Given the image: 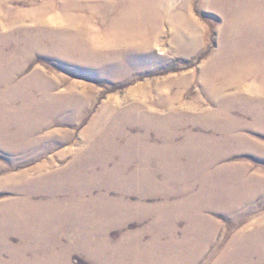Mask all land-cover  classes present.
<instances>
[{"label":"rangeland","instance_id":"1","mask_svg":"<svg viewBox=\"0 0 264 264\" xmlns=\"http://www.w3.org/2000/svg\"><path fill=\"white\" fill-rule=\"evenodd\" d=\"M0 1L3 56L22 47L16 42L33 50L30 39L43 35L55 39L44 30L54 31L63 23L62 0ZM101 2L105 0L89 3L96 8ZM200 2L192 0V15L219 21L213 10L197 7ZM37 12H42L38 16L42 24H37ZM77 13L84 14L86 27L94 31L87 35L90 39L107 36L112 15ZM208 33L205 46L191 57L174 53L161 37L152 53L162 59L126 80L102 79L93 69L42 55L52 48L62 51L58 37L41 44L43 49H34L22 73L10 82L4 83L0 65V90L6 89V95L10 87L24 91L15 94L16 105L42 97L34 91L35 70L56 94L55 106L39 128L31 132L17 120L10 130L16 140L0 142V171L17 162L7 171L15 182H0V214L19 205L30 213L34 206L33 213L40 218L30 232L25 225L19 232L0 224V264H264V129L253 127L252 114L238 106L228 113L242 123L238 129L207 124L208 115L200 114L217 108L206 100L200 85L202 66L219 47V35L214 30ZM99 45L96 41L94 49ZM182 75L187 77L186 90L180 87L182 96L172 100L177 88H165L163 83ZM253 80L243 88L248 90ZM76 82L80 85L70 91ZM143 86L153 93H140ZM232 92L227 89L226 97L218 101L237 98L227 96ZM246 99L250 106L264 107V98ZM101 112L114 115L101 123L105 128L96 121ZM145 116L170 120L159 129L157 123H145ZM2 129L0 136L6 134ZM229 134L240 139H226ZM96 143L109 153L96 159Z\"/></svg>","mask_w":264,"mask_h":264},{"label":"bare ground","instance_id":"2","mask_svg":"<svg viewBox=\"0 0 264 264\" xmlns=\"http://www.w3.org/2000/svg\"><path fill=\"white\" fill-rule=\"evenodd\" d=\"M90 1L91 0H85L86 3L84 4L83 0H62V6L60 7L61 9H64L63 14H65L62 19L63 23L61 24V26L56 27L54 31H51V29L44 30L47 33L46 35L55 34V39H57L58 37L59 41L57 40V42L61 44L62 51L58 52L53 50V48L48 50V48V51L44 52L42 55L47 57H53L54 59L55 57H57L68 64H74L93 69L98 73L99 77L102 79L110 78L126 80L130 78V76L133 77V75L139 76L144 70H146V65L151 64L153 62H158L160 61V59H162V57H157L152 53V49H154L153 46L159 41L161 37H165V39L161 41L164 44L168 45V48H171L174 53L189 57L190 55L197 53L199 50H201V48L205 46L207 36H209L208 30H214L219 35V39H217L219 42V47L215 54L211 55L209 58L207 57L208 59L206 58L207 60L203 64L204 66H202V72H200L202 73V83L200 85L201 93L205 96L206 100H208L210 103L215 102L217 108L211 111H208L207 109L205 111H202L201 109L202 113L200 112V114H204V117L208 115L207 124L215 126L218 125L226 129H238L239 127L243 126L242 123L232 119L228 115L232 108L238 106L239 109L249 111L252 114L254 121L251 123V125L253 127H256V129H264V107H258L257 105L250 106L249 104L245 103L247 100L246 97L258 99L261 102H263L262 98H264V0H201V2L196 5L199 8H205L216 12L217 16L220 17L219 21H213L209 18H204V20H202L201 18L197 19L196 17H194L192 15V0H182L180 4L179 2H177V0H105V2H101L102 5L97 6L96 8L94 4L92 5L89 3ZM45 10L46 9H42V11L44 12ZM79 11H89L92 15L96 14L97 12V15L98 13H100L103 17H105L106 15H112L110 27L107 30V36H95V39L93 37L92 39H90L87 35L91 32L94 33V31H91V29H88L86 27L87 18L84 16V14L79 15L77 13ZM75 12L77 14H75ZM41 13L42 12L36 13L37 17L35 18L39 19L37 21V24L43 23L42 16L38 17L39 15H41ZM75 15H77V17ZM206 25L211 26L212 29H207ZM51 28L54 27L51 26ZM44 29H47V27H45ZM19 30L20 29H18V31ZM86 36L90 40H88ZM51 39L55 40L52 36L49 37L44 35L41 39L38 38L37 41H35V39H30L28 42V46H32L33 50L24 49V44L22 41H20L16 42L15 44L19 47L22 46L18 51L9 54L6 53L7 55L5 56H3L2 52L0 51L2 55L0 56V65L4 66V83L8 81L10 82L11 79L13 80L14 77L22 73L25 67L24 63H26V59L33 54L32 51H34V49H41V44H44L46 42L48 43V41H51ZM96 41H98V43L100 44L99 49H94ZM51 42L53 43V41ZM51 47L52 45L50 46V48ZM163 52H160V54ZM34 73V79L37 80L34 84L37 86V88L33 90L39 92V94H41L42 96L40 98H36L34 102L32 101L31 103L28 102V104L18 106L16 105L18 102V98L15 97V94L20 92L24 93V91H17V89L10 87V89L7 88L8 95H6V89L2 88L4 89V93L0 90V127H3L4 129L2 130L4 131V133H6L5 135L0 136V142L6 143L7 141L16 140L15 135L10 134V130L17 125V120L21 121V126L23 127V129H31V132L33 131L32 129L39 128L42 119L46 117V115L49 114L51 109H53L55 106L54 101L56 97L54 95L56 94L52 95V89H50L49 84H46L48 80L46 81L43 77H41V74L38 72V70H35ZM191 76L192 73H189V81L193 78ZM170 78L173 79H165V82L163 84L165 85V88H177L176 90L172 91L174 97L171 98L173 100L177 97L179 98L182 96L183 92L179 88L187 87V77H178V79H174V77ZM252 78H254V80L250 83V88L248 90L244 89L243 85L246 84V82ZM31 82H33V78L31 79ZM76 83L73 84V86L71 85L72 90L70 91H73V89L77 88V86L80 85V83H77V85ZM11 84L13 85V83ZM148 84L149 83H147V85ZM5 85L8 87V85L10 84ZM153 89H155V87ZM227 89H234V92L229 93L227 96L237 98H232L228 101L224 99L222 101H218L226 95L225 92L227 91ZM139 91L143 95H150L153 93L152 90H150V88L147 86H143V88H140ZM197 95L199 97V93ZM158 101H160V99ZM235 102L238 103V105H235ZM110 104L111 103H109V105ZM128 105L131 106V103ZM118 107L119 106H117V108ZM104 108L106 109V106ZM167 109L169 111V108ZM118 111L121 110L118 109ZM108 113L105 114L101 112L97 116L96 121L99 122L100 125L104 120H106V122L107 120L111 121L114 115L112 117ZM177 113L179 112L177 111ZM126 115L128 114L126 113ZM151 119L153 120L152 122H150ZM169 120L170 119L168 117L164 118V116L163 118L145 116L144 119L145 123H147L148 125L157 123V127H159V129H161L164 124L166 125ZM93 122H95V120ZM102 127L105 128L104 126ZM102 133L104 134V132ZM219 136L221 135L219 134ZM103 137L104 136L101 137L100 143L104 142L105 138ZM228 138L231 141H237L238 139H240V137L236 134L230 135L226 139ZM88 140L92 141L90 139ZM98 145L100 144L96 143L95 147ZM107 153H109V151L106 150L103 146H98L96 147L94 155L96 159H98ZM16 163L17 162H11L6 170L0 171L4 172L1 175L2 180L0 182L7 183L11 179H13V181L14 179H17L16 177L11 175L12 173L9 174L7 172H10V170L14 167ZM35 171L41 172L42 169H36ZM53 190L55 191L56 188H53ZM27 202H29V200H27ZM31 210L32 211L30 213H25V210L20 205L17 208H12V206L11 208L7 207L4 210V215L0 214V224L2 223L8 228L16 229L19 232H22L23 230L21 229L20 225H25L26 227L28 226L27 231L30 232L31 230L35 229V227H33L32 229V225H35V223L40 220L39 215L33 213L34 206L31 208Z\"/></svg>","mask_w":264,"mask_h":264}]
</instances>
